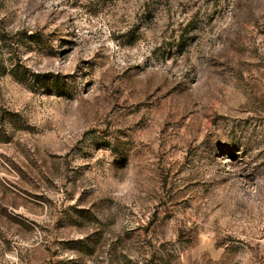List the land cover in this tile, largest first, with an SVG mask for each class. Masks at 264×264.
<instances>
[{
  "label": "rangeland",
  "instance_id": "374dc122",
  "mask_svg": "<svg viewBox=\"0 0 264 264\" xmlns=\"http://www.w3.org/2000/svg\"><path fill=\"white\" fill-rule=\"evenodd\" d=\"M0 264H264V0H0Z\"/></svg>",
  "mask_w": 264,
  "mask_h": 264
}]
</instances>
